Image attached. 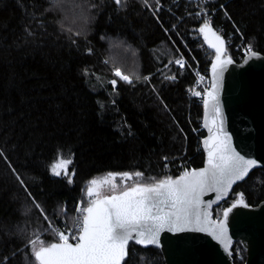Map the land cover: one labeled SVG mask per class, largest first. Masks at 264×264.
<instances>
[{"label":"trees","instance_id":"trees-1","mask_svg":"<svg viewBox=\"0 0 264 264\" xmlns=\"http://www.w3.org/2000/svg\"><path fill=\"white\" fill-rule=\"evenodd\" d=\"M80 2L74 11L75 1H60L58 13L50 12L45 18L46 33L25 42L31 14L38 15L48 5L45 0H0V149L27 185L26 192L0 158V264H5V257L7 264H35L24 245L34 230L42 229L36 210L24 214L31 207L28 192L50 217L54 209L66 205L70 219L87 181L98 175L143 171L146 176H176L179 162L193 168L203 163L200 140L204 132H194L201 123L202 104L187 96L191 71L188 67L180 71L174 64L165 67L179 51L200 55L194 38L198 34L193 31L198 23L186 15L198 11L200 1L179 0L177 9L173 0H162L163 28L177 23L168 11L170 6L176 16L184 17L177 27L180 36L166 34L140 0H129L127 11L118 10L113 0H103L105 6L98 15L92 13L96 18L91 23L84 6L100 0ZM207 6L214 10L210 18L216 30L232 41L228 52L236 61L240 57L233 45L240 41L247 45L250 38L255 39V50L264 54V0H212ZM65 11L71 12L74 27L61 33L58 23ZM76 31L80 37H75ZM68 35L76 44L69 42ZM111 64L126 75L139 73L152 79L129 85L114 76ZM173 74L177 80H163ZM112 79L117 80L115 87ZM61 155L73 158L72 183L51 172ZM163 157L168 158L167 165ZM240 192L249 205L259 204L264 198V168L254 169L236 184L228 199L213 209L214 215ZM51 218L55 223L56 218ZM19 228L26 232L20 234ZM41 238L53 241L50 232ZM232 251L235 264H243L245 252L240 244L235 243ZM126 261L164 264L157 248L133 243Z\"/></svg>","mask_w":264,"mask_h":264},{"label":"snow or ice","instance_id":"snow-or-ice-1","mask_svg":"<svg viewBox=\"0 0 264 264\" xmlns=\"http://www.w3.org/2000/svg\"><path fill=\"white\" fill-rule=\"evenodd\" d=\"M45 2L48 7L43 12L37 15L34 11L31 14V24L25 28V42L45 34L47 31L45 18L48 13L51 12L53 15L58 13L60 0ZM140 3L143 9L152 13L163 28L160 19L163 10L162 0H140ZM114 4L118 10L127 11L129 0H114ZM173 5L178 9L179 0H173ZM104 6L103 0L84 6L85 18L89 23L96 18L92 13L98 15ZM220 7L224 8V5ZM198 8L195 13L187 12L186 15L198 23V28H194L193 31L202 36L204 45L214 53L210 67V86L205 87L203 91L194 92V95L203 101V128L208 131V135L202 141L206 152L204 166L200 168L182 166L183 170L179 175L164 174L160 177L146 176L143 171H109L102 179L92 178L87 181L84 192L86 199H82L75 206V216L68 218L66 205L54 209L51 217L56 218L55 223L42 204L28 192L31 207L26 209L24 214L28 215L33 209L36 210L41 220L38 227L42 229L40 232L34 230L24 245V248H30L35 264H127L130 242L145 248L150 245L159 247L161 234L164 232L207 233L222 245L226 252L232 248L233 238L229 234L230 214L238 206L249 207L245 202V194L237 193L230 206L217 211L215 218L213 206L225 201L233 185L244 181L250 171L260 166V162L237 151L232 142V135L225 126L220 90L224 74L229 66L234 64V60L228 52L224 36L213 25L210 15L214 10L208 8L207 0H200ZM168 11L175 17L177 23L171 24L170 28H163V31L166 34L171 31L180 36L177 27L183 23L184 17L176 16L172 6ZM58 27L63 33V21L58 23ZM74 35L80 37L81 32L76 31ZM67 38L71 44H76V39L72 35H68ZM172 43L175 44V41ZM248 52L251 53L250 56L247 55ZM179 55L180 58L170 59L165 67L174 64L180 71L184 70L188 62L182 53ZM245 55V64L254 58H261V54L255 50L254 38L249 39ZM113 72L115 77L129 85L136 82L147 84L152 79L150 75L139 73L126 75L119 67H115ZM204 79V76H199V82H203ZM163 80L175 81L177 75L163 76ZM110 83L115 87L117 80L112 79ZM153 91H156L155 87ZM127 131L129 136L132 135L130 126ZM0 158L8 163L11 172L27 192L23 178L16 172L2 149ZM163 160L167 165L168 158L163 157ZM72 163L73 158L64 159L61 155L58 162L52 165L51 172L57 177L62 175L67 177L68 183H72L69 173V166ZM71 175H74V172ZM208 193H214L215 198L205 200L204 197ZM61 217L64 218L62 221ZM61 223L62 228L58 226ZM18 232L24 234L26 229L19 228ZM49 232L53 236L52 242L41 238ZM33 236L35 238H32ZM4 259L7 264L8 257ZM25 259L27 260V255Z\"/></svg>","mask_w":264,"mask_h":264},{"label":"water","instance_id":"water-1","mask_svg":"<svg viewBox=\"0 0 264 264\" xmlns=\"http://www.w3.org/2000/svg\"><path fill=\"white\" fill-rule=\"evenodd\" d=\"M199 37L203 41L202 36ZM210 51L213 57L214 53ZM260 54L261 58H254L247 64L244 63L246 55L240 61L232 57L234 64L229 66L225 72L223 86L220 90V99L226 119L225 126L232 135L233 145L237 151H241L242 155L246 154L250 158L258 159L260 162L258 169L264 168V54ZM247 55L250 56L251 53L248 52ZM210 67L211 61L209 65V80L211 81ZM203 116L202 102V128ZM203 130L204 136L200 140L203 163L197 168L203 167L206 159L202 141L208 135V131L205 128ZM214 198V193H208L204 197L205 200ZM225 201L218 202L213 209ZM229 234L233 238L232 247L235 243H239L245 252L243 264H264V198L259 204L249 205L247 208L238 206L234 209L230 214ZM147 247L157 248L162 254L164 264H235L232 248L226 252L222 245L207 233L202 232H164L161 234L159 247L155 245Z\"/></svg>","mask_w":264,"mask_h":264},{"label":"built area","instance_id":"built-area-1","mask_svg":"<svg viewBox=\"0 0 264 264\" xmlns=\"http://www.w3.org/2000/svg\"><path fill=\"white\" fill-rule=\"evenodd\" d=\"M212 0H207V3L210 2ZM219 28H221L219 26ZM195 40H196V48L199 50L200 55L196 56L194 52L192 51H188V54H184L183 52L179 51L176 55L175 58H180L179 54H183V58L187 60L188 62V68L191 71L192 74V83L190 85V87L188 88L187 91V96L188 98L196 104H202V99L199 97H196L194 95V92L196 91H203V89L205 87L210 86V80H209V65H210V61H211V51L209 49L206 48V46L204 45L201 37H197L194 36ZM227 42V40H226ZM227 44H229L230 46H232V41H228ZM246 49H247V45L243 44L242 41L237 42L233 45V50L236 52V54L240 57V59L245 55L246 53ZM211 53V54H210ZM195 58L194 60L192 58ZM204 76L205 79L203 82H199V76ZM194 132L197 134H202V132H204L201 123L199 124V126L194 129ZM182 166H186L188 168H193L191 165H188L186 163H181L179 162L178 165H176V168L178 170V172H181L183 170ZM80 203V201L78 200V202L76 203V205H78ZM74 216L76 215L75 209H74Z\"/></svg>","mask_w":264,"mask_h":264},{"label":"rangeland","instance_id":"rangeland-1","mask_svg":"<svg viewBox=\"0 0 264 264\" xmlns=\"http://www.w3.org/2000/svg\"><path fill=\"white\" fill-rule=\"evenodd\" d=\"M60 1H62L63 3H65V2H76V5H72V7L74 8V11L76 10V7L78 6V4L79 5H81V0H60ZM200 4V3H199ZM198 4V5H199ZM72 17L73 16H71V12L70 11H65V13H63V16H61L60 17V19H59V21H63V28H64V31L66 32V31H70L71 29H73V27H74V24H71V19H72ZM81 20V23H82V19H80ZM189 36H193L192 35V33H190L189 34ZM176 55V54H175ZM175 55H174V57H173V59L175 58ZM113 63V62H112ZM111 66H112V68L114 69V67H119V66H117L116 64H111ZM114 73V72H113ZM106 174H104V175H102V176H99L98 175V177H96V179H102L104 176H105ZM118 183H119V181H118ZM85 190H86V187H85V189H84V192H85ZM83 199H86V197L83 195ZM234 200V198L232 199V201Z\"/></svg>","mask_w":264,"mask_h":264}]
</instances>
